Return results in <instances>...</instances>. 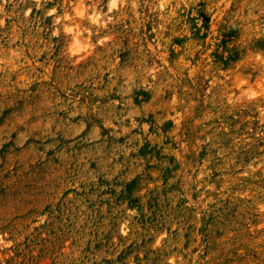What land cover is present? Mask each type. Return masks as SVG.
Wrapping results in <instances>:
<instances>
[{"label": "rangeland", "instance_id": "obj_1", "mask_svg": "<svg viewBox=\"0 0 264 264\" xmlns=\"http://www.w3.org/2000/svg\"><path fill=\"white\" fill-rule=\"evenodd\" d=\"M0 264H264V0H0Z\"/></svg>", "mask_w": 264, "mask_h": 264}]
</instances>
